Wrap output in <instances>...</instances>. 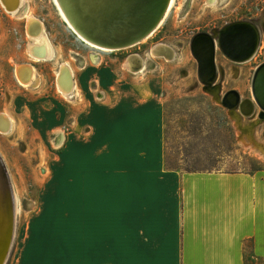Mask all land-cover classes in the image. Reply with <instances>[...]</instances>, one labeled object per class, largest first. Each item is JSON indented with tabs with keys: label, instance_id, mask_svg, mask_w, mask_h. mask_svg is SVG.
I'll use <instances>...</instances> for the list:
<instances>
[{
	"label": "rangeland",
	"instance_id": "obj_1",
	"mask_svg": "<svg viewBox=\"0 0 264 264\" xmlns=\"http://www.w3.org/2000/svg\"><path fill=\"white\" fill-rule=\"evenodd\" d=\"M27 4V14L43 25L53 48V57L34 59L27 46L29 37L34 35L28 33V37L27 30L23 28L27 18L0 13V114H7L11 121L8 131H0V155L13 187L16 207L14 237L4 264H20L21 247L27 239L24 237L26 225L39 211L42 201L50 199V183L61 182V175L57 173L60 167L78 165L81 161L77 157L65 160L63 148L72 145L71 141L57 144L60 134L67 136V132L73 130L77 108L85 103L83 94L74 89V85L70 97L58 89L56 74L62 64L78 72L83 71V67H104L123 82L129 81V90L133 85L141 89L142 100L154 97L160 102L164 109V164L167 167L181 171L247 172L264 168V121L255 126L253 132L250 126L243 134L228 110L204 90L197 73V61L191 52V38L198 33H212L236 21L254 22L259 31V43L249 60L235 63L227 60L219 50L215 60V83L221 86L219 94L237 90L241 97H251L254 70L264 62V0H214L211 3L207 0H173L149 35L130 47L112 51L92 48L82 42L61 19L52 0H27ZM7 28L19 34L6 36ZM159 44L168 46L170 50L153 54V48ZM170 52L173 54L168 58ZM93 53L98 55L95 63L88 58ZM18 54L33 65L32 69L39 77L38 83L29 85L14 77L11 64L18 62ZM131 54L140 56L143 61L141 70L131 71L127 66V58ZM82 56L87 60L84 66ZM134 66L135 63L132 68ZM95 88L98 91L103 89V85L95 84ZM73 93L75 96L71 97ZM96 102H103L99 112L106 113L104 109L110 104L109 99L102 98ZM111 107L117 111L121 109L118 102ZM237 114L243 124L261 120L256 113L245 117L236 110ZM67 115L70 116V124L63 129L60 125L67 121ZM55 123L59 128L51 131ZM103 124L98 127V139L91 142L75 140L73 148L109 152L110 155L102 157H87L91 164L116 166L123 164L121 161L134 164L129 151L127 156L124 153L125 143L120 145L116 137L110 139L111 136H106L110 128ZM119 153L125 158H121ZM67 255L70 264H78L76 249H70ZM67 255L64 254L63 259ZM56 259V254L52 258L48 255L45 261L53 264ZM97 264L114 263L101 261ZM117 264H129V259L120 260Z\"/></svg>",
	"mask_w": 264,
	"mask_h": 264
},
{
	"label": "crops",
	"instance_id": "obj_2",
	"mask_svg": "<svg viewBox=\"0 0 264 264\" xmlns=\"http://www.w3.org/2000/svg\"><path fill=\"white\" fill-rule=\"evenodd\" d=\"M6 34L19 33L7 28ZM88 58L95 63L91 55ZM17 61L11 64L16 79V65L29 64L21 54ZM86 62L84 58L82 65ZM71 69L74 89L85 103L78 106L75 127L63 134L62 145L72 143L63 148L65 160L81 161L61 166V182L50 183V199L42 201L26 225L20 264H47V256L54 254L58 259L53 264H70V249L77 250L78 264L128 259L129 264H264V168L247 172L167 167L161 103L154 97L142 100L141 89L133 85L129 90V81L104 67ZM98 83L103 89L97 91ZM102 98L110 101L106 113L99 112L103 102H96ZM117 102L119 112L111 107ZM65 118L63 129L70 124V116ZM102 123L111 129L106 136L125 143L122 151L126 156L129 151L134 164H91L87 157L109 152L73 148L75 140L98 139ZM58 128L55 123L51 131Z\"/></svg>",
	"mask_w": 264,
	"mask_h": 264
},
{
	"label": "water",
	"instance_id": "obj_3",
	"mask_svg": "<svg viewBox=\"0 0 264 264\" xmlns=\"http://www.w3.org/2000/svg\"><path fill=\"white\" fill-rule=\"evenodd\" d=\"M74 27L90 41L110 47H119L129 44L144 35L161 16L164 0H60ZM243 30H247L253 40V47L258 46L259 31L250 21H236L212 33H198L193 37L191 52L197 61V73L203 83L204 90L209 92L213 99L224 106L229 115L235 119L239 129L244 134L251 126V131L264 121V117L256 122L243 124L236 110L245 116L253 114L257 106L264 113V62L254 72L251 84V98H242L237 90L221 93V86L215 83L216 63L215 51L218 48L228 59L241 61L252 53L244 51L238 45L239 36L243 37ZM242 33V34H240ZM244 41L248 39L244 36ZM242 41V42H244ZM214 84L216 92L209 85ZM220 95V96H219ZM236 115V116H234ZM261 116V115H259ZM9 129V127H8ZM1 165V164H0ZM2 166V165H1ZM0 178L4 185V203H6L5 233L0 244V264H3L8 246L11 242L13 229V211L9 195L8 181L0 167Z\"/></svg>",
	"mask_w": 264,
	"mask_h": 264
},
{
	"label": "bare ground",
	"instance_id": "obj_4",
	"mask_svg": "<svg viewBox=\"0 0 264 264\" xmlns=\"http://www.w3.org/2000/svg\"><path fill=\"white\" fill-rule=\"evenodd\" d=\"M54 5L56 6V9L58 11L59 16L61 17V19L66 23V25L71 29V31L85 44L89 45L92 48H96L99 50H104V51H112L115 49H120V48H125V47H130L131 45L135 44L136 42H138L139 40L143 39L144 37H146L147 35H149L150 31L153 29V27L157 26L159 24V19H160V15L157 18V20L154 22L153 26L144 34L142 35L140 38L136 39L135 41L130 42L129 44L123 45V46H119V47H110V46H106V45H100L97 43H94L92 41H90L89 39H87L86 37H84L81 33H79V31L76 29V27H74V24L72 23V21L70 20V18L68 17V14L66 13V11L64 10V7L62 5V3L60 2V0H52ZM214 0H207L208 3L213 2ZM173 0H164L163 3V7H162V14L167 11L171 5H172ZM0 5L2 6V8L9 14H11L12 16L15 17H26V32L27 34L31 33L34 36H30L28 34L29 37V41L27 43L28 46V51L30 53V55L37 60H48L51 59L53 57V48L51 46V44L49 43L46 33L43 29V25L41 23L40 20L36 19L35 17L29 16L27 14V9H28V4H27V0H0ZM161 14V15H162ZM243 37L240 35L239 37L241 39H238V45L241 47L242 50L244 51H251L252 49L254 50L253 53L244 60L241 61H235L232 59H227L230 60L232 62L235 63H242V62H246L247 60H249L254 53L256 52L257 49V45L256 47H253V40L251 39V35L247 30H243ZM244 36L248 39V41H244ZM244 41V42H242ZM192 44V43H191ZM164 49L170 50V48L166 45H157L156 47L153 48V54L155 55H159L161 52L165 51ZM173 53H169V57L170 58L172 56ZM37 56H40L39 58ZM92 59L95 61L97 59V55L95 53H93L91 55ZM81 61V59H79ZM82 62V61H81ZM135 63L134 68H132V65ZM143 65V61H141V58L139 55L137 54H131L130 56H128L127 58V66L131 69V71H138L141 70V67ZM198 66V65H197ZM32 65H18L16 67V76L18 77V79H23L25 82H27L29 85H33L38 83L39 81V77L36 76L34 70L32 69ZM257 69V68H256ZM255 69V70H256ZM254 70V72H255ZM19 73V74H18ZM254 75V73H253ZM253 79V76H252ZM252 84V81H251ZM73 80H72V69L65 64H62L60 66V68L58 69L57 72V86L58 89L60 90V92L65 95L66 97H70L72 89H73ZM210 89L215 91L216 87H214L212 84L209 85ZM243 98V97H242ZM244 98H250L251 102L252 98L251 97H244ZM253 106L254 103H253ZM257 106L254 107L253 110V114L257 111ZM260 109V108H259ZM238 113H240L239 109H237ZM258 118L262 119V116L264 117V113H262L261 109L258 110ZM252 114V115H253ZM243 115V114H241ZM250 115V116H252ZM261 115V116H259ZM245 116V115H243ZM250 116H245V117H250ZM10 126V120L7 114H0V131L2 132H6L8 131V127ZM63 140V136L62 134L59 135L57 144L62 143ZM0 167L1 169L4 171L7 181H8V190H9V195H10V199H11V207H12V211H13V229H12V235H11V242L8 246V251L5 257V260L8 256V253L10 251L11 248V244L13 241V237H14V232H15V214H16V207H15V198H14V193H13V187L11 185V181L7 172V169L5 167V164L1 158L0 155ZM6 203H4V185L2 183V180L0 178V240L2 241V239L4 238V233H5V225H6ZM3 248L2 245L0 244V249ZM5 260L3 262V264L5 263Z\"/></svg>",
	"mask_w": 264,
	"mask_h": 264
},
{
	"label": "flooded vegetation",
	"instance_id": "obj_5",
	"mask_svg": "<svg viewBox=\"0 0 264 264\" xmlns=\"http://www.w3.org/2000/svg\"><path fill=\"white\" fill-rule=\"evenodd\" d=\"M3 13V12H6L3 8H2V6L0 5V13ZM11 15V14H10ZM252 23H254V22H252ZM228 24H230V23H228ZM24 25H25V21H24ZM26 29V28H25ZM211 33V32H210ZM195 36V35H194ZM193 36V37H194ZM193 37L191 38V43H192V40H193ZM217 50H219L218 48H216V51H215V60H216V52H217ZM220 51V50H219ZM221 52V51H220ZM223 55V54H222ZM224 56V55H223ZM256 114V116L258 115V113H259V111H258V109H257V111L255 112Z\"/></svg>",
	"mask_w": 264,
	"mask_h": 264
},
{
	"label": "trees",
	"instance_id": "obj_6",
	"mask_svg": "<svg viewBox=\"0 0 264 264\" xmlns=\"http://www.w3.org/2000/svg\"><path fill=\"white\" fill-rule=\"evenodd\" d=\"M255 170H260V168H256ZM231 171H237V170H231Z\"/></svg>",
	"mask_w": 264,
	"mask_h": 264
}]
</instances>
